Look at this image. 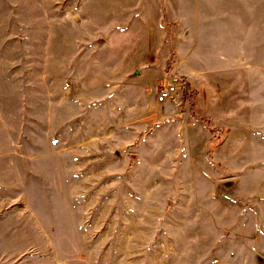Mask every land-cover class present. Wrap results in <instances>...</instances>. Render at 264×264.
<instances>
[{
	"label": "rangeland",
	"instance_id": "374dc122",
	"mask_svg": "<svg viewBox=\"0 0 264 264\" xmlns=\"http://www.w3.org/2000/svg\"><path fill=\"white\" fill-rule=\"evenodd\" d=\"M0 264H264V0H0Z\"/></svg>",
	"mask_w": 264,
	"mask_h": 264
},
{
	"label": "built area",
	"instance_id": "2783aa9c",
	"mask_svg": "<svg viewBox=\"0 0 264 264\" xmlns=\"http://www.w3.org/2000/svg\"><path fill=\"white\" fill-rule=\"evenodd\" d=\"M185 90V81L179 77H173L157 94V103L164 105L173 102Z\"/></svg>",
	"mask_w": 264,
	"mask_h": 264
}]
</instances>
